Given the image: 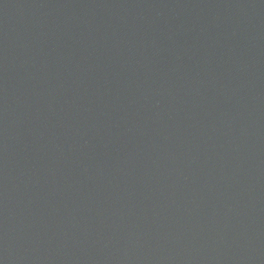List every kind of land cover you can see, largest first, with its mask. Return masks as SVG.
I'll use <instances>...</instances> for the list:
<instances>
[{"label": "water", "instance_id": "water-1", "mask_svg": "<svg viewBox=\"0 0 264 264\" xmlns=\"http://www.w3.org/2000/svg\"><path fill=\"white\" fill-rule=\"evenodd\" d=\"M0 264H264V0H0Z\"/></svg>", "mask_w": 264, "mask_h": 264}]
</instances>
